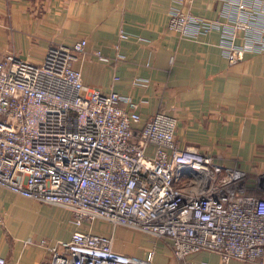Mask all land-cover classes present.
Wrapping results in <instances>:
<instances>
[{"label":"built area","instance_id":"2783aa9c","mask_svg":"<svg viewBox=\"0 0 264 264\" xmlns=\"http://www.w3.org/2000/svg\"><path fill=\"white\" fill-rule=\"evenodd\" d=\"M183 1L171 0L168 31L193 40L217 33L230 64L264 53V0H214L212 19L182 11ZM86 45H49L38 63L14 51L0 57V187L68 210L76 227L102 220L167 240L181 264L200 251L222 264H264V192L248 194L243 171L181 149L174 116L156 112L141 123L137 101L85 84L73 63L88 54L109 60ZM37 243L49 264H155L153 250L129 256L113 249L112 235L90 231L74 230L61 249Z\"/></svg>","mask_w":264,"mask_h":264},{"label":"crops","instance_id":"0c3cea01","mask_svg":"<svg viewBox=\"0 0 264 264\" xmlns=\"http://www.w3.org/2000/svg\"><path fill=\"white\" fill-rule=\"evenodd\" d=\"M170 5L171 0H0V57L14 51L38 63L49 45L70 46L86 39L88 53L100 50L109 60L101 62L88 54L75 61L85 84L137 101L141 123L156 112L174 116V137L181 149L243 171L246 192L260 195L264 53L246 54L230 64L217 47V33L193 40L168 31ZM219 6L214 0H184L178 5L209 19L218 16ZM120 29L127 35L122 41L117 37ZM116 53L125 59L114 61ZM136 78L147 82L133 85ZM74 230L112 235L113 249L129 256L143 258L153 250L155 264H181L167 240H153L121 226L112 229L102 220L76 227L68 210L0 187V256L5 264H49L50 253L37 241L45 238L61 249ZM186 260L222 264L216 253L208 251L189 254Z\"/></svg>","mask_w":264,"mask_h":264}]
</instances>
